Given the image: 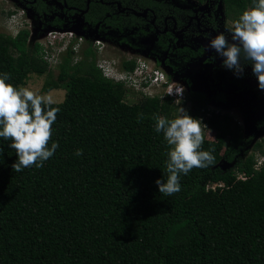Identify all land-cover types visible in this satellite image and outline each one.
Masks as SVG:
<instances>
[{
  "label": "trees",
  "instance_id": "trees-1",
  "mask_svg": "<svg viewBox=\"0 0 264 264\" xmlns=\"http://www.w3.org/2000/svg\"><path fill=\"white\" fill-rule=\"evenodd\" d=\"M220 2L235 21L254 0ZM39 5L38 13L47 11ZM99 5L90 1L86 22L103 16L94 8ZM127 19L137 20L116 15L115 33ZM49 24L70 26L57 19ZM119 65L131 70L133 62ZM56 69L52 77L28 29L0 32V73L9 74V83L20 87L27 74H45L41 92L64 89L49 142L59 146L43 167L12 169L17 155L11 141L0 138V264H264V160L255 167L264 137L252 142V133L243 136L230 117L211 112L205 122L214 139L204 140L202 149L213 150V164L182 173L181 190L165 196L155 181L167 179L168 146L152 117L174 118L170 100L125 102L129 91L102 76L90 42L77 61L66 48ZM187 96L186 111L199 118L208 98L193 89ZM263 125L264 115L254 128Z\"/></svg>",
  "mask_w": 264,
  "mask_h": 264
},
{
  "label": "clouds",
  "instance_id": "clouds-1",
  "mask_svg": "<svg viewBox=\"0 0 264 264\" xmlns=\"http://www.w3.org/2000/svg\"><path fill=\"white\" fill-rule=\"evenodd\" d=\"M11 13V12H10ZM9 13V14H10ZM231 40L219 32L209 39L207 48L223 57L222 65L233 71L237 77L243 75L244 64L250 63L257 79V86L264 91V0H254L233 22L228 30ZM8 73H0V138L10 140L9 147L15 150L17 160L12 169L43 167L51 158L58 143L49 142L52 125L60 108L50 94H42L26 87L9 83ZM185 89L182 85L173 87L167 94H174L179 105L174 118L153 116L154 131L162 133L168 146L167 179H157L159 193L171 196L181 190L180 175H187L193 168H206L213 164V150H203L204 128L208 127L200 118L188 114L181 105ZM143 114L138 118L142 120ZM2 151V149H0ZM82 150L77 149L76 156Z\"/></svg>",
  "mask_w": 264,
  "mask_h": 264
},
{
  "label": "flooded vegetation",
  "instance_id": "flooded-vegetation-1",
  "mask_svg": "<svg viewBox=\"0 0 264 264\" xmlns=\"http://www.w3.org/2000/svg\"><path fill=\"white\" fill-rule=\"evenodd\" d=\"M19 1L23 3V5L30 7L29 13L31 15V20L33 19V23H35L36 20H40V27L42 25H48L49 22L55 19L60 20V22L64 19L62 20L63 25L70 24V22L72 23L73 19L76 18L75 13H77L81 17L83 24L85 26H94V30L97 31L98 34H100L99 31L101 29L106 30L105 33L100 34L102 40L109 38L112 41L116 40L122 45L133 48L131 51L141 50L137 47H143L146 48V51H155L159 55L170 53L175 57H178L179 63H177L179 66L184 65L189 60L194 61L200 59L199 57H203L201 59L202 61L198 62V66L200 68H205L206 66L209 68L210 66L211 68L212 66H215L214 63L216 60H214V58L221 59L220 61L222 62L223 57L219 56L214 50L212 51V49V56L206 55L211 52L206 51L209 39L219 32H224L229 40H231L230 32L218 30V24L222 23L221 19L226 18L220 0L187 1L191 7L186 6L184 0H175L174 2L153 0L155 6L152 9L149 7L140 8L133 2V0H128L122 5L117 0H83L82 4H80V1L76 2V0ZM47 1H49V3H47ZM67 1L69 3L71 2V4H67ZM90 1L99 3L100 5L94 6V8L100 11L103 10L104 12L103 16L93 24L84 20V15L88 11ZM39 3H42L47 11L41 10L40 13H38L36 7L40 6ZM55 3L60 5V14L52 12L55 9ZM145 9L146 12L144 15L135 16L132 13V10L142 12ZM118 14H121L124 17L131 15L137 20H123L122 22L124 24H121V30H116L115 33L113 30L115 24H113L112 21H115L114 18H116V15ZM110 22H112V25ZM121 36L125 40H120ZM192 45H195L194 48H192ZM156 53H151L152 57H150L151 59L149 60V63L159 67L168 77H174L181 81L188 94L189 90L187 91L186 89V78L184 76L186 71L179 70L177 66L166 60L165 56L159 58L155 55ZM125 55L135 56L132 52H126ZM215 67V70L218 71L222 77L231 80L232 85H234V91H242L241 89L246 88L247 83H257V79L252 72L250 63L244 64V72L240 77H237L233 71L225 68L223 65ZM203 70L201 69V71ZM213 95L211 100L218 102V104H221V101H224L225 99L224 97L222 100H218L214 98ZM263 115L264 112L261 113L257 120ZM263 127L264 125L259 129L261 130ZM262 137H264V135Z\"/></svg>",
  "mask_w": 264,
  "mask_h": 264
},
{
  "label": "rangeland",
  "instance_id": "rangeland-1",
  "mask_svg": "<svg viewBox=\"0 0 264 264\" xmlns=\"http://www.w3.org/2000/svg\"><path fill=\"white\" fill-rule=\"evenodd\" d=\"M169 2H174L175 0H165ZM187 1L192 0H184V4L188 7H191ZM49 3V1H47ZM29 6L23 5L19 0H0V32H3L5 34L13 35L15 32L21 28H26L31 32L29 35V43L39 40L43 41L44 38L42 37V31L45 28L53 27L50 24L42 25L40 20H36L35 23H33V19L31 20V15L29 13ZM10 12H14L17 14H20L24 21V25H18L12 26L11 23H9V20L7 19V16ZM52 12H56L57 14H60V5L55 3V9ZM50 12V13H52ZM53 14V13H52ZM67 16V15H66ZM30 17V20H29ZM75 19H73V24L70 22L71 28H74V31L76 35L81 36V42L79 43L77 47V51H72V59L73 61H77L81 57V50L86 46L87 42H90V45L92 49L95 52V62L96 64L100 59H106L109 63L117 62L116 64L119 65L120 61L126 57V52H132L135 56L142 57L143 59H147L146 61L149 62L151 59V53L155 51H146V48L143 47H136L141 50H134L131 51L133 48H129L128 46L122 45L120 42L114 40L106 39L102 40V37L100 34L97 33V31L94 30V26H85L81 20V17L75 13ZM68 18V17H67ZM64 20V19H62ZM61 20V22H62ZM220 24H218V30L229 32L233 26L234 20H231L229 18H222ZM63 28H66L65 26ZM46 30V29H45ZM105 35V34H104ZM107 36V35H106ZM99 39L101 46V51L99 53L98 48L93 45L94 39ZM107 38V37H105ZM76 42L77 39H75ZM73 41L70 43L72 44ZM121 44V45H120ZM180 44V43H178ZM179 46V45H177ZM195 45H192V48H194ZM54 47L59 48V43H54ZM206 51H211L210 48L206 47ZM193 50V49H192ZM213 51V49H212ZM210 52L209 54H206L207 56H212L213 52ZM64 52V51H63ZM61 52L60 54H62ZM59 54V56H60ZM159 58H162L165 56V59L170 61L173 65L177 66L179 70L186 71V74L184 75L186 78V89L187 91L189 89H193L196 91H200L204 93L208 97L207 104L205 106V114L202 115L201 120L203 123L207 125L205 122V117L208 116L210 112L217 113L220 118L230 117L240 128L241 133L243 136H247L251 134L252 142H258L264 135V127L260 130L259 128H254V124L257 120V118L261 115V113L264 112V91H261L257 83H247L246 88L241 89L242 91H234V85H232L231 80L229 78L222 77L218 71H216L215 66H221L222 62L221 59L214 58L215 66H212L209 68L206 66L205 68H200L198 66V62L202 61L201 59L203 57H199L198 60H189L184 65L179 66V59L178 57H175L174 55L170 53H164L162 54H155ZM59 56H57V60L54 64L49 65V70L51 73V76L54 77L57 69L56 64L59 60ZM178 62V63H177ZM221 62V63H220ZM120 66V65H119ZM201 69L203 71H201ZM45 78V74L36 75L33 73L27 74V77L25 78L24 84L20 87H26L30 90L36 91L38 93L42 94H50L53 96V98L60 102L63 98L64 89L62 88H53L48 90L47 92H41L40 87L43 83V80ZM249 84V85H248ZM215 93H222L225 97L224 101H221V104H218V102L211 100V97ZM139 98L138 95H135L133 92H127V94L124 96L123 100L127 103H135L137 99ZM189 107V105H188ZM185 107L186 110L189 108ZM170 114L172 116L178 115V108L171 107L170 108ZM208 126V125H207ZM214 139V131L208 126L204 128V140L206 141H213ZM250 148V147H249ZM248 152L249 149H248ZM256 156H258V153H255ZM261 155V154H260ZM264 160V153L261 155ZM226 165H223L225 167Z\"/></svg>",
  "mask_w": 264,
  "mask_h": 264
},
{
  "label": "built area",
  "instance_id": "built-area-1",
  "mask_svg": "<svg viewBox=\"0 0 264 264\" xmlns=\"http://www.w3.org/2000/svg\"><path fill=\"white\" fill-rule=\"evenodd\" d=\"M7 19L9 20V23L12 24V26L16 27L18 25H24L25 21L20 14L14 12L8 14ZM41 33L44 40L36 41L40 44L41 56L48 63V65L54 64L57 60V56H59V54L66 48H70L71 51L76 52L77 47L81 42V36L76 35L74 29H72L71 27H50L42 31ZM30 34L31 32H29V35ZM75 39H77L78 42H76ZM72 41L73 43L70 44ZM55 42H60L59 48L54 47ZM100 42L101 41L96 38L94 39L93 43V45L98 48L99 53L101 51V46H99ZM124 60H130L133 62V67L131 70H124L120 68L118 64H116L117 62L111 61L109 63L108 61H106V59L103 58L98 61L96 66L100 70L102 76L111 79L114 82L121 83L122 86L129 92H133L139 97L156 96L159 99L167 98L170 100L171 106L179 108V105L175 102V95H169L167 93L173 87H178L179 85L183 86L181 81L177 80L174 77H168L163 70H161L154 64L149 63L142 57L126 56ZM187 95V92L184 91L183 99L180 105L183 108L188 107L189 105ZM203 114H205V108L200 109V119ZM262 161L263 157L261 155L256 156L255 167L258 166Z\"/></svg>",
  "mask_w": 264,
  "mask_h": 264
},
{
  "label": "water",
  "instance_id": "water-1",
  "mask_svg": "<svg viewBox=\"0 0 264 264\" xmlns=\"http://www.w3.org/2000/svg\"><path fill=\"white\" fill-rule=\"evenodd\" d=\"M145 12H146V9L143 10L142 12H137L135 10H132L133 15H135V16L144 15ZM72 29H74V28H72Z\"/></svg>",
  "mask_w": 264,
  "mask_h": 264
}]
</instances>
